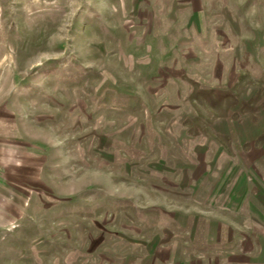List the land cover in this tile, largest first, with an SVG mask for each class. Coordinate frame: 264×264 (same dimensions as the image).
<instances>
[{
  "label": "rangeland",
  "instance_id": "374dc122",
  "mask_svg": "<svg viewBox=\"0 0 264 264\" xmlns=\"http://www.w3.org/2000/svg\"><path fill=\"white\" fill-rule=\"evenodd\" d=\"M262 234L264 0H0V264H247Z\"/></svg>",
  "mask_w": 264,
  "mask_h": 264
},
{
  "label": "crops",
  "instance_id": "0c3cea01",
  "mask_svg": "<svg viewBox=\"0 0 264 264\" xmlns=\"http://www.w3.org/2000/svg\"><path fill=\"white\" fill-rule=\"evenodd\" d=\"M207 230H206V233L207 235L204 237L203 240L200 239V243L204 244L205 246L206 245H211L210 242L212 243L213 242V238L215 237H220L222 236V227L223 226H219V228L217 227L216 230L214 231V234H212V231H211V227L207 226ZM263 236V234H262ZM212 238V240H211ZM249 241H251V246L249 247V254H248V258L246 260H243V261H246L247 264H264V236L262 237V239L259 241V243L257 242L256 239H249ZM227 242V241H226ZM207 246V247H208ZM206 255L205 256H201V258L203 259H212V258H207V253H205ZM234 257V255L232 256ZM236 257V256H235ZM239 258L238 255H237V258H235V261H232V264H242L240 261H239ZM215 259V258H213ZM233 259V258H232ZM238 259V260H236ZM210 264H219V261L218 262H211Z\"/></svg>",
  "mask_w": 264,
  "mask_h": 264
}]
</instances>
